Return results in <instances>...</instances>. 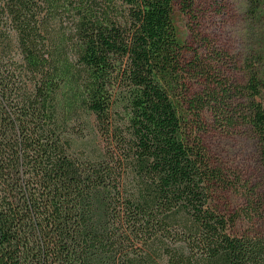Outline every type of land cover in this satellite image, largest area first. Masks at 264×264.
<instances>
[{
	"label": "trees",
	"instance_id": "1",
	"mask_svg": "<svg viewBox=\"0 0 264 264\" xmlns=\"http://www.w3.org/2000/svg\"><path fill=\"white\" fill-rule=\"evenodd\" d=\"M201 2L0 0V264H264L239 227L264 191L203 138L249 136L264 169V0L237 50L190 46Z\"/></svg>",
	"mask_w": 264,
	"mask_h": 264
},
{
	"label": "rangeland",
	"instance_id": "2",
	"mask_svg": "<svg viewBox=\"0 0 264 264\" xmlns=\"http://www.w3.org/2000/svg\"><path fill=\"white\" fill-rule=\"evenodd\" d=\"M241 0H202L196 5V19L181 15L180 22L187 24L189 29L187 39L192 48H198L194 39L196 36L210 37L218 40L220 44L232 50L239 48V31L243 24L237 18L239 14V3ZM199 51V49H198ZM264 107V91L261 96ZM82 138L91 141V135L87 131L80 133ZM205 145L211 156L227 167L231 174L238 179L239 186L253 188L255 192L264 191V169L257 157L256 145L247 135L224 134L209 130L204 134ZM229 179H233L232 175ZM245 184V185H243ZM218 204L223 211L229 214L242 210L245 202L242 192L235 188L222 190L217 197ZM245 209V208H243ZM261 210L252 212L248 218H243L239 223L240 231L250 230L264 232V218Z\"/></svg>",
	"mask_w": 264,
	"mask_h": 264
}]
</instances>
